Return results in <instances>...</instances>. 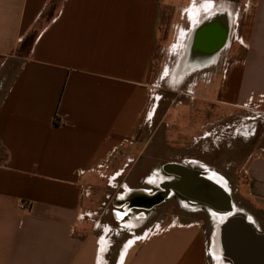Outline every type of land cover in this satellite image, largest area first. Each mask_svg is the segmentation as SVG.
I'll use <instances>...</instances> for the list:
<instances>
[{"label":"crops","instance_id":"obj_1","mask_svg":"<svg viewBox=\"0 0 264 264\" xmlns=\"http://www.w3.org/2000/svg\"><path fill=\"white\" fill-rule=\"evenodd\" d=\"M210 5L199 7L195 21ZM167 6L0 0V264H108L110 248L119 252L127 241L118 264H211L221 255L198 221H151L150 209H127L134 191L151 192L156 172L151 152L133 165L122 148L138 140L152 113ZM240 35L245 63L228 72L219 97L235 106L264 92V0L255 1ZM245 177L243 207L264 233V154L248 160ZM21 201L31 208L20 210Z\"/></svg>","mask_w":264,"mask_h":264},{"label":"rangeland","instance_id":"obj_2","mask_svg":"<svg viewBox=\"0 0 264 264\" xmlns=\"http://www.w3.org/2000/svg\"><path fill=\"white\" fill-rule=\"evenodd\" d=\"M165 1L168 6L160 23L162 39L150 81L151 99L148 111L152 110V113L142 125L138 140L123 147L122 152L128 149L131 151L132 162L127 164L133 165L141 162L144 164L146 154L151 152L152 169L156 172L150 176L159 178L163 176L160 168L169 162L186 160L193 161L190 163L192 167H207L226 185L236 214L244 215L252 221L247 209L243 207L249 205L245 197V169L251 157L264 154V103L257 101L259 98L264 99V92L249 94L237 106L227 104L226 100L219 97L228 72L245 63L243 57L247 47L246 37L241 39L240 34L250 26L256 0H251L250 5L247 0ZM211 2L214 7L212 5L209 9H225L230 14L231 32L228 44L220 52L216 65L176 76L186 35L197 19L196 15L200 13L199 7L206 3L212 4ZM183 11L186 12L183 14ZM31 38L32 35L26 38L25 47ZM260 45L264 49V43ZM262 49L260 53H264ZM257 104L261 106L257 107ZM144 139H147V145L142 147ZM150 184L151 187L155 185ZM139 185L143 186L141 183ZM181 201L170 198L157 205L151 212L150 220L162 219L167 222L177 217L179 222L198 221L206 238L212 243L214 228L221 222L219 214L216 215L205 205L191 206L189 201ZM131 216L135 217L133 214ZM120 234L124 235L125 231ZM127 239L121 236L120 240ZM128 243L129 241L125 245ZM125 245L119 252L116 251L118 248H110L107 254L108 264L114 263L116 254L115 264L120 263ZM218 256L211 260V264H230L222 253ZM219 258L221 262L217 261Z\"/></svg>","mask_w":264,"mask_h":264},{"label":"water","instance_id":"obj_3","mask_svg":"<svg viewBox=\"0 0 264 264\" xmlns=\"http://www.w3.org/2000/svg\"><path fill=\"white\" fill-rule=\"evenodd\" d=\"M162 169L176 179L160 183V195L150 205H130L129 209L149 210L155 204L165 201L172 192L179 193L209 207L216 215L219 214L221 222L215 226L212 239L218 240L223 257L228 258L231 264H264V233L259 232L248 217L236 214L228 190L208 177L205 168L169 162ZM135 192L151 196L158 193L137 190L132 198Z\"/></svg>","mask_w":264,"mask_h":264},{"label":"flooded vegetation","instance_id":"obj_4","mask_svg":"<svg viewBox=\"0 0 264 264\" xmlns=\"http://www.w3.org/2000/svg\"><path fill=\"white\" fill-rule=\"evenodd\" d=\"M210 6H212V4ZM224 11H225V9L224 10H217V9L215 10L214 9L211 12H209V11L208 12L207 11L202 12V14L198 17V20H196L194 22L195 24L193 23L191 25V28L189 30V33H188V35H186L187 36V39L185 41V44L188 41L189 37L191 36L190 34H191L192 30L194 29V31L192 32V37H190L191 39H193L192 42L194 41L197 46H202L204 50H208V49L215 48L219 44L218 36H219L220 32L219 33L208 34L207 33L208 30L209 31L211 30L208 27V24L213 25L212 28L215 29L218 32L219 31V17L218 18L217 17L216 18H212V19L210 17V20H207V21H205V20L206 19H209V16L212 15V14H226L227 13L230 16L229 12H227V11L224 12ZM229 16H228V18H229ZM230 32H231V26H230L229 31H228V34H227L226 45L218 52L217 57L215 59V62L213 64L207 66V67L195 69L192 72H190V74L191 73H194L195 71H202V70H204L206 68L208 69V67H212L213 65H216L217 64L218 59H219L220 52L223 49H225L226 46H227V44H228ZM182 56H183V52H182V55L179 58V60H181ZM183 69H184V66L181 63H179V66L177 67V74H176V76L182 74L181 72L183 71ZM259 106H261V105L257 104V107H259ZM189 162H193V161H189ZM188 165L190 167H192L190 164H188ZM160 169H161L160 172H162V174H163L162 178L155 177V175H152L153 177L150 176L148 178L147 186H148V188H150L151 193L158 192L160 190V187H159V184L160 183H163L165 181H172V180H175L176 179L175 176H172L171 174L165 172L162 169V167ZM205 169L207 170L208 177L212 178L214 181L218 182L220 185L224 186L227 189L226 185L224 183H222L219 179L216 178L214 171H211L207 167H205ZM150 180H152V181L150 182ZM150 183H155V185H153L151 187L152 184H150ZM170 198H175L179 202H182L181 200H187V201H189L191 203V206H193V205H203V204H201L199 202H195V201H192L190 199H187L184 196H182V195H180L179 193H176V192H172L166 200H168ZM165 201H163V202H165ZM160 204L161 203H159L158 205H160ZM156 206L157 205L153 206L147 212L148 213L152 212V210ZM137 211H138V215L137 216H139V215L142 214V213H140L141 212L140 210H137ZM125 213H123V214H125ZM127 215H129V214H127ZM142 215H144V214H142ZM144 216H146V214ZM217 243H218V240L217 239L216 240L213 239V246H211V250H213L214 251L213 253L214 254L216 253V255H217V252H219V249H218L219 247H218V244Z\"/></svg>","mask_w":264,"mask_h":264},{"label":"bare ground","instance_id":"obj_5","mask_svg":"<svg viewBox=\"0 0 264 264\" xmlns=\"http://www.w3.org/2000/svg\"><path fill=\"white\" fill-rule=\"evenodd\" d=\"M228 16L229 15L227 13L226 14H212L209 16V19L205 20V21L210 20V17L211 19L219 17V31L218 32L212 28L213 25L208 24V27L211 29L210 31L208 30L207 32L208 34L220 32L218 36L219 44L213 49L204 50L202 46H197L194 41L192 42L193 39H191L190 37H192V32L194 31V29L192 30L190 34L191 36L189 37L188 41L185 44V48L183 50V56L179 62L184 66V69L181 72L182 74L185 72H192L193 70L198 69V68L207 67L215 62L218 52L226 45V38H227V34L230 28V19L228 18ZM159 195H160V191L154 196H151L147 193L139 194L135 192V200H133L131 204L133 206H137V205L148 206L151 203H153L156 199L155 197ZM145 198L148 200H144ZM158 204H155V205H158Z\"/></svg>","mask_w":264,"mask_h":264},{"label":"built area","instance_id":"obj_6","mask_svg":"<svg viewBox=\"0 0 264 264\" xmlns=\"http://www.w3.org/2000/svg\"><path fill=\"white\" fill-rule=\"evenodd\" d=\"M259 103H263L264 99L263 98H259V100H257ZM18 208L20 210H23V211H26V210H29L31 208V205L29 202H26V201H21L19 204H18ZM158 231V230H157ZM156 230H152V231H148L146 235H150L152 233H156L157 232Z\"/></svg>","mask_w":264,"mask_h":264}]
</instances>
